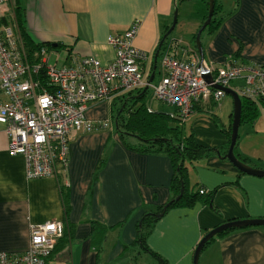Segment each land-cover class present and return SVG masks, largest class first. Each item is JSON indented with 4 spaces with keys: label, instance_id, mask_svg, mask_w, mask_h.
Listing matches in <instances>:
<instances>
[{
    "label": "crops",
    "instance_id": "1",
    "mask_svg": "<svg viewBox=\"0 0 264 264\" xmlns=\"http://www.w3.org/2000/svg\"><path fill=\"white\" fill-rule=\"evenodd\" d=\"M231 1L226 10L220 0L225 15L220 28L206 32L205 37L202 34L205 62L224 64L237 58L241 48L238 59L242 63L264 65V0ZM17 2L31 37L36 42H51L55 56L65 52L61 66H71L84 56L109 64L115 49L107 42L108 36L122 34L140 20L134 45L147 55L143 62L146 73L155 82L160 79V58L155 62V54L176 0H8L11 7L4 19L15 22L13 5ZM193 17L198 23L200 18L194 12ZM200 26L201 20L191 36ZM16 28L20 34L17 24ZM173 32L170 37L176 41L177 56L199 59L194 42L184 44ZM59 60L58 56L56 62ZM240 84L236 81L231 87ZM116 98L89 105L87 117L95 124L107 125L71 135L68 163L57 177L28 178L24 156L10 155L9 136L0 123V264L2 253L25 252L30 246L31 226L49 220L62 221L64 235L46 264L155 262L135 245L137 226L145 213L157 211L170 200L174 169L165 153L140 152L120 138L113 119ZM211 101L195 102L194 110L213 109L216 104ZM258 103L259 109L263 105V118L258 115L250 126L263 134V152L260 155L244 147L237 152L249 165L264 169V102ZM227 105L232 122L234 105L231 101ZM149 108L169 115L174 112L171 106L168 111ZM228 144L226 139L213 146L222 149ZM227 161L213 152L189 169L192 184L215 190L212 203L216 210L198 202L170 209L155 223L147 244L169 264H194L201 238L224 222L264 218V177L243 173ZM60 183L68 190V211ZM140 258L145 260L140 262ZM199 264H264V226L237 228L223 237L216 236L202 250Z\"/></svg>",
    "mask_w": 264,
    "mask_h": 264
},
{
    "label": "built area",
    "instance_id": "2",
    "mask_svg": "<svg viewBox=\"0 0 264 264\" xmlns=\"http://www.w3.org/2000/svg\"><path fill=\"white\" fill-rule=\"evenodd\" d=\"M7 3L0 0V123L9 136L10 155L24 156L28 178L57 177L68 163L71 135L107 125L95 124L87 117L93 103L152 87L154 98L173 107L171 116L185 122L195 102H222L227 94L216 85L232 88L236 81L241 84L232 89L241 97L264 101V65L230 58L220 65L205 62L202 68L200 58L177 56L174 39L160 58L162 75L154 82L143 66L146 53L133 42L140 20L124 33L108 36L107 42L115 49L109 64L84 56L73 59L71 66L58 67L49 63L45 47L40 50L42 62L31 64L16 23L9 18V22L4 21L11 7ZM42 68L46 84L36 78ZM204 72L212 75V82H206ZM63 235L60 220L32 225L29 248L22 253H2L1 264H46Z\"/></svg>",
    "mask_w": 264,
    "mask_h": 264
},
{
    "label": "trees",
    "instance_id": "3",
    "mask_svg": "<svg viewBox=\"0 0 264 264\" xmlns=\"http://www.w3.org/2000/svg\"><path fill=\"white\" fill-rule=\"evenodd\" d=\"M177 8L179 4L189 0H176ZM196 13L201 20V25L208 17L209 13V0H197ZM223 5L220 0H215V9L210 24L203 31L208 33L216 32L225 19ZM14 21L20 32V36L23 40L29 62L31 64H39L42 62V54L40 50L45 47L48 51L53 49L51 42H36L30 35L24 22V12L19 3L13 5ZM5 22H9L6 18ZM172 24L171 22L165 23L163 26V36L168 31ZM201 27V26H200ZM199 29V28H198ZM197 29V31H198ZM196 33L193 35V42L195 45ZM172 34H170L171 36ZM162 36V38H163ZM168 36L162 47H157L156 51H159V58H161L163 52L168 49L172 38ZM161 38V39H162ZM203 44V43H202ZM241 54V48L237 51L236 57ZM158 58V61H159ZM45 69L42 68L36 75V78L40 79L46 84ZM148 89L138 91L137 93H127L118 96L115 100L113 107V117L116 122V128L120 138L131 148H134L140 152H163L169 156L173 165V179L171 184L172 196L170 200L158 208L157 211L150 213L147 212L140 219L137 226V238L135 245H138L141 249L148 252L155 260L152 264H169L167 259L152 250L148 244L147 239L149 234L153 231L155 223L170 209L176 207H192L196 203H206L214 207L212 199L214 197L215 190H209L201 184H192L190 182V167L199 160L208 157L211 153L215 152L214 148L205 147L199 144L193 133L187 134L183 125L178 121L183 122L177 116L173 117L163 111H154L149 108L148 104L144 101L145 95ZM121 103L118 107L116 103ZM213 102V101H211ZM263 100H252L247 97H242V116L241 122L251 121L254 122L259 115V103ZM215 103V102H213ZM216 104V103H215ZM215 119V118H213ZM184 123V122H183ZM232 122L227 127H222L229 139V144L219 149L224 155L230 145ZM131 140V142L129 141ZM133 143V144H132ZM237 146V145H236ZM235 152L237 149L235 147ZM239 158L242 161L246 159ZM65 168V166H62ZM60 189L63 195L65 209L68 211V190L67 187L60 183ZM203 190L204 192H201ZM237 229V228H236ZM236 229H227L219 233L218 237H223ZM214 237L213 239H215ZM212 239V240H213ZM61 238L59 239V241ZM211 240V241H212ZM210 241V242H211ZM209 242V243H210Z\"/></svg>",
    "mask_w": 264,
    "mask_h": 264
},
{
    "label": "rangeland",
    "instance_id": "4",
    "mask_svg": "<svg viewBox=\"0 0 264 264\" xmlns=\"http://www.w3.org/2000/svg\"><path fill=\"white\" fill-rule=\"evenodd\" d=\"M221 1L223 2L226 10H228L233 4L231 0ZM197 2V0L184 1L178 5L179 8L175 7V9H178V20L173 34L183 38L184 44H188L190 43V41H194L193 36H191V31L200 22V20L198 19L199 22L197 23V18L193 17V12H196L195 10ZM175 9L170 18V22L173 21ZM205 36L206 32L203 33V37ZM55 54H57V51L53 53L52 50H49L46 58L49 59V63L57 64V66L60 67L63 64V56L65 55V52H63V50L59 52L58 56L60 57V60L57 62L56 60L58 56H55ZM144 101L153 109L167 111L170 109V106L154 98L152 87L148 88ZM204 101L210 100L205 99ZM230 101L233 102L232 97L226 95L223 98L222 103L218 106H216V104L213 109L206 108L203 111L193 110L190 116L185 119L184 123L181 121L178 122L179 124L183 125L184 130L187 134L193 133L196 141H200L199 144L209 148H216L213 146L214 144H221V141H226V139L228 140V136L225 132H223L222 127H228L231 123V121L229 120L230 108L227 105V102ZM120 104V102L116 103V106L118 107ZM259 115L263 118V105L259 109ZM108 119L110 122L112 120V117L109 115L107 120ZM250 125H253V122H241L238 130L239 134L236 149L244 147L247 150L258 152L261 155L263 152V134H261L260 132H254L255 130L252 129ZM111 128L112 126L108 129ZM207 159L208 157L201 160L205 161ZM227 163H229V161H227ZM144 260L145 258L139 259L140 262H143Z\"/></svg>",
    "mask_w": 264,
    "mask_h": 264
},
{
    "label": "water",
    "instance_id": "5",
    "mask_svg": "<svg viewBox=\"0 0 264 264\" xmlns=\"http://www.w3.org/2000/svg\"><path fill=\"white\" fill-rule=\"evenodd\" d=\"M215 9V0H209V13L207 19L204 21V23L201 25V27L198 29L195 39V45L197 52L200 56V66L202 68L205 67V53L203 50V44H202V34L203 31L206 29V27L210 24L211 19L213 17ZM178 20V9H175L174 12V18L172 21V24L168 31L164 34L163 38L161 39L159 43V48L162 47L165 40L172 34L174 31L176 24ZM54 46L57 44H53ZM159 56V51L155 54V62H157ZM203 77L206 80V82L210 83L212 82V75L209 72H204ZM153 79V76L150 78ZM218 89L223 90L227 95L231 96L233 99V113H232V129H231V139H230V145L227 150V152L223 155L219 148H214L215 152L224 159H228L237 170L247 173L254 176L264 177V169L256 168L252 165H249L248 163L242 161L237 154L235 153V147L238 140V130L241 124V116H242V97L241 95L235 91L234 89L230 87H223L220 85L215 86ZM248 226H264V218H246V219H237V220H230L227 222H224L223 224H220L219 226H216L209 232H207L199 241V243L196 246L195 252H194V264H199L200 255L204 247L219 233L227 230V229H236V228H244Z\"/></svg>",
    "mask_w": 264,
    "mask_h": 264
}]
</instances>
